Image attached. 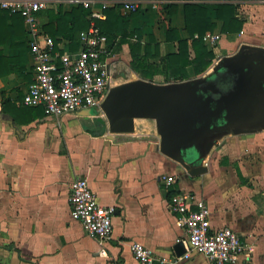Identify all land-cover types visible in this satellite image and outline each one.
Returning a JSON list of instances; mask_svg holds the SVG:
<instances>
[{"label": "crops", "instance_id": "crops-1", "mask_svg": "<svg viewBox=\"0 0 264 264\" xmlns=\"http://www.w3.org/2000/svg\"><path fill=\"white\" fill-rule=\"evenodd\" d=\"M80 1H52L38 15L41 29L56 40L59 51L79 48L78 29L84 24L78 19L74 29L67 15L83 6ZM152 1L144 0L141 12L120 28L114 42H107L112 86L137 79L174 84L205 78L244 44L251 47L246 52H255L264 62V0H156V7ZM188 3L203 6L215 24L202 37L214 58L200 73L194 47L200 35L193 37L187 30ZM222 3L237 5L235 17L244 20L241 31H223L217 15ZM110 5L98 19L105 20L104 11L111 7L120 16L130 15ZM125 34H132L128 42H122ZM214 36L220 37L216 45L205 39ZM180 41L186 42L189 65L182 66L178 57ZM130 43L140 45L138 54L149 57L151 71L133 67ZM234 75L240 78L239 72ZM33 83L24 18L0 7V264H140L131 252L132 242L161 258L180 257L188 240L180 214L172 210V191L205 202L212 230L228 226L241 236L248 249L235 264H264L262 108L246 117L247 128L254 131L238 135L224 128L204 138L203 143L213 141L204 157L209 170L191 177L159 151L154 121L137 120L134 134H112L99 108L50 116L42 106L24 103ZM260 98L264 102V94ZM163 174L177 175V183L167 187L160 180ZM81 177L101 205L115 207L113 235L103 245L71 214V184ZM103 249L107 256L100 255ZM183 264L210 263L206 255L193 252Z\"/></svg>", "mask_w": 264, "mask_h": 264}, {"label": "built area", "instance_id": "built-area-1", "mask_svg": "<svg viewBox=\"0 0 264 264\" xmlns=\"http://www.w3.org/2000/svg\"><path fill=\"white\" fill-rule=\"evenodd\" d=\"M52 1L63 0H0V7L21 14L27 27L34 83L24 103L31 107L42 106L48 115L55 117L84 109H101L112 80L107 64V37L94 20L100 18L103 8L110 4L120 5L131 13L138 11L144 0H81L84 7L95 11L89 29L79 34L76 51H59L55 41L39 25V13L48 9ZM152 2L156 7L158 1ZM94 5L99 7L93 9ZM205 39L216 45L220 37ZM160 180L170 187L177 183L178 176L163 174ZM69 203L72 217L82 223L91 237L102 245L111 239L115 207L101 205L86 178H76L72 182ZM171 206L180 214L179 222L188 240L187 252L180 257L161 258L142 243L132 242L131 252L140 264H183L193 252L206 255L210 264H235L246 253L247 245L233 228L225 226L212 230L210 209L205 202L195 201L189 194L177 191L171 196ZM100 255L107 256V251L101 250Z\"/></svg>", "mask_w": 264, "mask_h": 264}, {"label": "water", "instance_id": "water-1", "mask_svg": "<svg viewBox=\"0 0 264 264\" xmlns=\"http://www.w3.org/2000/svg\"><path fill=\"white\" fill-rule=\"evenodd\" d=\"M249 45H242L231 56L224 57L214 69H236L240 78L235 89L222 94L212 87L201 86L213 74L182 83H155L137 79L112 86L101 103L108 129L112 134H134L137 120L155 122L160 138L159 151L179 165L189 176L196 177L208 172L204 165L213 141L203 139L215 131L233 128L235 134L254 131L246 123V117L262 108L264 102V69L259 65L255 52ZM262 102V103H261ZM253 112V113H252ZM252 117V116H251Z\"/></svg>", "mask_w": 264, "mask_h": 264}, {"label": "trees", "instance_id": "trees-1", "mask_svg": "<svg viewBox=\"0 0 264 264\" xmlns=\"http://www.w3.org/2000/svg\"><path fill=\"white\" fill-rule=\"evenodd\" d=\"M120 7V5L118 6ZM117 7H111L106 9L104 12L107 15L105 20L95 19L94 22L96 25L101 29L102 33L106 35L107 42H114L117 38L118 33H120V28L123 25H127L129 20L132 17H135L137 14L141 12L138 10L136 12H131L129 16L123 17L120 16L119 12L116 10ZM237 10V5L234 3H222L219 4L217 8V15L220 20L223 21V31L225 33H236L237 31H241L243 27L244 20L237 19L235 17ZM95 10L85 8L84 6H79L74 8L73 11L67 15V18H70V23L74 27H77L79 20H82L83 26L79 28L78 33V41H79V34L84 30H88L91 25V15ZM172 12V10H171ZM185 15H186V24L187 30L191 36L194 37L195 34L200 35V40H194V47L196 49V72H202L209 64L211 63L212 59L214 58V54L211 51H208L206 47H204V43L202 41L203 35L207 31H212L215 27V24L207 17L206 9L195 3H188L185 5ZM80 16V17H79ZM62 18H66V15H63ZM88 18V19H85ZM79 19V20H78ZM132 34H125L124 39L122 42H128L127 36L131 37ZM55 40V39H54ZM56 42V40H55ZM57 43V42H56ZM131 52L133 56L132 65L137 71H151L153 66L149 63V57L147 55L140 56L138 54L140 45H133L130 43ZM187 45L186 42L180 41V49L178 57L181 58L182 66L186 64L189 65L191 60L189 61L187 54ZM157 55V54H156ZM228 68L221 67L219 71L213 74L206 82L201 84V86L209 87V93L206 96H210L213 90L217 88L222 94H227L233 89H235L234 84H237V78L235 77L234 73H238L236 69H232V72H225ZM231 70V69H229ZM234 86V87H233ZM212 87H215L212 89ZM233 91V90H232ZM212 97L217 98L212 94ZM101 135V134H100ZM177 191H172L171 195Z\"/></svg>", "mask_w": 264, "mask_h": 264}, {"label": "rangeland", "instance_id": "rangeland-1", "mask_svg": "<svg viewBox=\"0 0 264 264\" xmlns=\"http://www.w3.org/2000/svg\"><path fill=\"white\" fill-rule=\"evenodd\" d=\"M100 112L103 114V112L100 110ZM103 117L105 118V116H104V114H103ZM203 154L205 155V156H207V153L204 151V149H203Z\"/></svg>", "mask_w": 264, "mask_h": 264}]
</instances>
